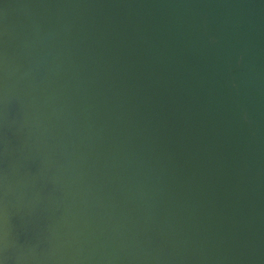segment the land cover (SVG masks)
Instances as JSON below:
<instances>
[{"label": "bare ground", "instance_id": "obj_1", "mask_svg": "<svg viewBox=\"0 0 264 264\" xmlns=\"http://www.w3.org/2000/svg\"><path fill=\"white\" fill-rule=\"evenodd\" d=\"M0 264H264V0H0Z\"/></svg>", "mask_w": 264, "mask_h": 264}]
</instances>
